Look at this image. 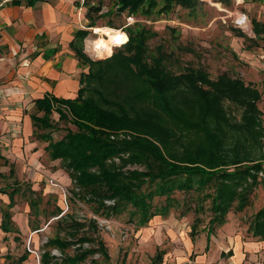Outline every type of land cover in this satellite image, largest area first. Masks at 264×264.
<instances>
[{"label": "trees", "instance_id": "obj_1", "mask_svg": "<svg viewBox=\"0 0 264 264\" xmlns=\"http://www.w3.org/2000/svg\"><path fill=\"white\" fill-rule=\"evenodd\" d=\"M40 1L27 0L26 5ZM121 4L129 14L142 11L151 16L176 5L192 11L201 1L121 0ZM86 6L88 27L93 28L96 21L90 12L99 13L101 6L89 2ZM253 32L257 39H264V22H253ZM88 34L89 30L80 29L70 43L78 65L87 69L80 75L76 97L45 94L35 101L30 115L37 130L55 129L54 114L58 121L76 128L47 146L51 159L61 160L80 201L91 202L96 211L107 214L129 209L140 226L156 216H169L183 203L182 215H196L190 232L195 239L201 232L202 205L210 201L212 216L204 227L210 239L230 213H241L251 205L255 188L264 183L262 93L228 75L212 79L203 68L173 70L168 62L172 65L175 55L162 45L151 51L149 42L158 34L145 26L128 28V42L102 60L85 54ZM118 40L120 44L125 38ZM0 159H4L1 153ZM13 191L12 199L18 190ZM177 192L184 194L181 201L174 197ZM155 198H164V203L155 207ZM10 216L4 215L5 233L17 232ZM248 232L264 241V206L253 216ZM71 235L72 241L48 240L41 264H114L102 241L97 244L94 239ZM86 242L94 244L84 248ZM72 246H78L73 256L63 254ZM50 248H57L64 257L52 255ZM162 260L163 253L158 252L152 264Z\"/></svg>", "mask_w": 264, "mask_h": 264}, {"label": "rangeland", "instance_id": "obj_2", "mask_svg": "<svg viewBox=\"0 0 264 264\" xmlns=\"http://www.w3.org/2000/svg\"><path fill=\"white\" fill-rule=\"evenodd\" d=\"M200 1L201 5L192 11L176 5L171 11L146 16L142 11L137 14L124 11L121 0H42L28 11L29 27L18 28V21L9 28L2 26L0 39L4 38L0 42L5 45L1 46L0 54L8 55L12 61L6 72L0 60V96L15 98L24 94L25 97L5 104L7 109L0 108V153L4 158L0 159V264H41L48 240L59 237L72 241L71 234L94 239L97 244L102 241L114 264H152L158 252L163 253L160 264H193L203 255L206 244V250L209 249L211 238L214 253L217 248L219 250L216 239L222 238L224 228H227L226 236L255 244V249L247 252L248 263L264 264V241L248 232L253 216L264 206L263 182L255 188L251 205L241 213H230L225 225L216 228L210 239L204 232L212 216L210 201L202 205L201 232L195 239L190 232L196 215L194 212L182 215L183 203L172 209L169 216H156L147 225L140 226L130 217L129 209L107 214L96 211L91 202L80 201L75 193L78 190L63 169L61 160L51 159L47 146L65 137L68 129L75 131L74 125L58 121V115L54 114L55 129L37 130L31 126L33 123L21 117L35 112L33 96H26L23 88L30 81L38 82L30 71L37 53L54 45L62 50L78 30L85 29L89 30L84 41L85 54L93 60L106 59L123 47L128 28L139 24L158 34L149 42L151 51L162 45L165 52L175 55L171 59L172 65L168 62L173 70L203 68L212 79L228 75L257 88L262 93L259 108L264 123V39H257L253 32V22H264V0ZM87 2L91 6H101L99 13L90 12L96 21L93 28L88 27ZM130 17L134 19L132 24L128 21ZM94 29L98 33L95 34ZM119 37H124L125 41L118 44ZM10 44L14 49H10ZM56 67L61 70L59 64ZM39 79L46 81L44 77ZM7 91L13 92L10 97ZM229 109L238 116L235 108L230 106ZM12 110L15 114L10 113ZM30 144L38 148L35 152L40 150L36 159L30 155ZM129 169L143 168L130 166ZM13 190L18 191L12 199ZM174 197L181 201L184 194L177 192ZM161 200L155 198L154 206L163 204L164 198ZM113 203L106 201L107 205ZM195 204L197 202L193 206ZM6 212L11 215L13 229L17 232L3 231ZM93 244L86 242L84 248ZM77 247H69L63 254L73 256ZM232 249L231 246L228 249L229 256L233 255ZM48 250L56 257H64L57 248ZM94 258L100 260L99 255Z\"/></svg>", "mask_w": 264, "mask_h": 264}, {"label": "crops", "instance_id": "obj_3", "mask_svg": "<svg viewBox=\"0 0 264 264\" xmlns=\"http://www.w3.org/2000/svg\"><path fill=\"white\" fill-rule=\"evenodd\" d=\"M15 0H0V30L2 26L5 28H9L12 26L13 22H17L18 28H24L26 25L29 27L30 25V17L28 11H32L35 6H28L24 1L27 0H18L21 4H14ZM42 2V1H40ZM27 14V15H26ZM17 19V20H16ZM21 24V25H20ZM15 25V23L13 24ZM3 32V31H2ZM1 32V34H2ZM1 37V39H3ZM0 39V40H1ZM74 36L68 40L66 46L62 47V50H59L56 45L53 48H48L42 53H37L36 58L31 63L30 71L33 76V79L37 80L30 81L28 84L23 88V92L27 93L26 96L32 98V104L35 106V101L39 98H42L45 94H52L59 98H75L77 92L79 90V78L83 71L78 65V60L76 59L75 53L70 48V43L73 41ZM5 45L4 42H0V52L1 46ZM10 49H14L13 44H10ZM52 51H55L52 53ZM48 56V58H46ZM0 60L2 64L5 66L4 71L8 72L10 70V61L12 58L8 55L0 54ZM59 64L61 70H56L57 65ZM39 77H44L46 79L45 82L40 81ZM42 91V92H40ZM7 96L10 97L12 95V91H7ZM24 95V94H23ZM17 96L15 98H6L3 94L0 96V108L4 110L7 107H4L5 104L14 102L15 100L23 99L25 96ZM8 111V110H7ZM11 114H15V111L12 110ZM20 115V114H16ZM31 113L28 115H21L22 119L25 121L28 120V123H32L30 118ZM14 116V115H11ZM10 118V117H9ZM30 125V124H29ZM33 126V125H31ZM30 147V155L34 156L36 159V155L40 152H35L38 149L31 144L28 146ZM229 226V225H228ZM227 228H224V231L221 232L222 238L216 239L218 242L219 250L214 253L215 246L213 248V241L212 238L210 240L209 249L206 250L207 244L203 249V255L198 256L197 262H193V264H252L248 263L247 256L248 251L252 252L255 249V244L251 242L244 243L242 239H233L231 236H226L225 231ZM229 240V242H228ZM231 246L232 249V256L231 252L228 253V249ZM231 251V250H230ZM227 254L229 257H227ZM254 256H252L253 258Z\"/></svg>", "mask_w": 264, "mask_h": 264}, {"label": "built area", "instance_id": "obj_4", "mask_svg": "<svg viewBox=\"0 0 264 264\" xmlns=\"http://www.w3.org/2000/svg\"><path fill=\"white\" fill-rule=\"evenodd\" d=\"M128 21H129V24H132L133 22H134V19L132 18V17H130V18H128ZM94 31H95V29H94ZM96 34V33H95ZM128 38H127V41L124 43V44H122V45H125L127 42H128ZM67 195L65 194V197H66Z\"/></svg>", "mask_w": 264, "mask_h": 264}, {"label": "bare ground", "instance_id": "obj_5", "mask_svg": "<svg viewBox=\"0 0 264 264\" xmlns=\"http://www.w3.org/2000/svg\"><path fill=\"white\" fill-rule=\"evenodd\" d=\"M95 33H98V32L96 31V29H95Z\"/></svg>", "mask_w": 264, "mask_h": 264}]
</instances>
